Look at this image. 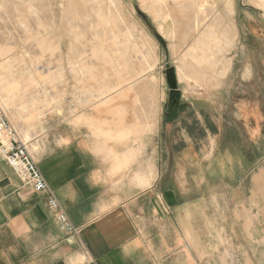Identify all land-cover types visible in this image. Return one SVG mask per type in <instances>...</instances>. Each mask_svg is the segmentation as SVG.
<instances>
[{"label": "rangeland", "instance_id": "rangeland-1", "mask_svg": "<svg viewBox=\"0 0 264 264\" xmlns=\"http://www.w3.org/2000/svg\"><path fill=\"white\" fill-rule=\"evenodd\" d=\"M102 1L0 0V101L5 107L0 116L5 118L17 137L22 131L31 133V138L39 145L59 136L70 137L75 142L90 139L84 126L72 123L73 117L77 114L95 115L107 121L114 117L109 111L116 107L129 112L128 122L178 114L184 118L180 127H190L193 139L189 141L186 134L181 135L178 131L170 133V141L167 139L165 143L175 142L176 152L170 151L168 156L166 151L164 159L169 157L177 169L180 165L188 168L184 154L188 156L191 149L189 155L198 160L199 150L204 149L203 144L207 148L210 142L204 137L203 127L208 126L205 114L212 117V138L218 149L237 145L236 136L226 135L221 125L223 119L226 120V111H211L203 101L217 96L220 103L225 102L219 89L233 69L238 72L234 83L240 79V74L244 82L239 90L231 91L233 103L227 113L235 114L236 107H244L245 132L250 133H243L245 148L250 150L249 143L253 142L257 151L260 149L254 158L257 156L263 165L264 11L257 6L256 0H232V14L223 8V0H207L204 13L199 15L197 31L191 24L194 11L188 2L178 5L166 0L158 13L159 18L155 19L153 12L144 8L140 0ZM218 15L223 19L217 23ZM209 26H213L212 41L220 39V42L219 47L213 49L214 64L201 67L185 54L189 47L202 41L200 33ZM171 30L172 36H164ZM124 51L125 60H122L118 53ZM109 58L114 62H108ZM114 66L118 73L130 79L126 84L131 91L127 97L114 100L96 111L91 96L118 84ZM169 69H173L174 82L168 78ZM10 85L18 86L13 98L5 97L2 90ZM171 91H179L180 98L177 100L174 93L169 104ZM198 115L202 127L198 122L196 126H190L189 123H193L191 118ZM255 115L260 118L257 136H253L249 129L253 127L250 119ZM175 122L178 120L169 121ZM142 139L151 145L150 149H155L156 135L142 136ZM179 148L182 151L179 152ZM146 154L148 160H156L158 154L161 155L156 150ZM235 163L234 159L230 160L233 166ZM201 164L197 174H193L195 177L192 176L197 195L210 197L212 193L224 191L222 185L213 182L216 171L209 169L210 173L205 177L204 163ZM252 173L253 169L246 170L244 189L247 200L241 205L254 210L260 208L264 213V173H260L261 182L255 190L261 198L251 200ZM218 202L220 205V200ZM234 202L229 201V205L235 206ZM263 219L261 217L262 228Z\"/></svg>", "mask_w": 264, "mask_h": 264}, {"label": "crops", "instance_id": "crops-1", "mask_svg": "<svg viewBox=\"0 0 264 264\" xmlns=\"http://www.w3.org/2000/svg\"><path fill=\"white\" fill-rule=\"evenodd\" d=\"M237 75L232 69L220 86L225 102L220 103L217 96L203 99L211 111H226L221 125L226 135L236 136V147L217 148L212 117L205 114L204 137L210 142L207 148L203 144L198 160L189 155L191 149L188 156L184 154L189 169L172 165L168 156L170 151L176 152V143H165L173 131L193 139L190 127H180L184 118L178 114L128 122L126 112L121 117L125 127L119 139L112 133L117 117L106 121L87 115L93 120L91 125L84 118L72 123L84 126L90 139L75 142L59 136L37 143L35 160L49 193H35L7 165L1 152L0 264H264V213L241 205L247 200L246 170L253 169L251 200L261 198L255 190L264 164L254 158L260 149L253 142L250 150L245 148L244 107H236L235 114L227 113L233 103L231 91L239 90L244 82L240 74L235 84ZM4 111L0 101V112ZM175 119L178 122L169 123ZM191 120L190 126L198 122L202 127L199 115ZM250 123L252 135H259L260 118L256 116ZM132 126L137 131L129 133ZM153 134L157 144L150 149L142 136ZM154 150L161 155L148 160L146 153ZM231 159L236 166L230 164ZM201 163L205 177L209 169L216 171L213 182L224 191L210 197L197 195L192 176ZM51 196L78 230L77 236L61 230L55 211L48 207ZM234 200L235 206H230L229 201Z\"/></svg>", "mask_w": 264, "mask_h": 264}, {"label": "bare ground", "instance_id": "bare-ground-1", "mask_svg": "<svg viewBox=\"0 0 264 264\" xmlns=\"http://www.w3.org/2000/svg\"><path fill=\"white\" fill-rule=\"evenodd\" d=\"M96 1L97 2H101L102 0H96ZM107 1L113 2L115 0H107ZM140 1L143 3L144 8H146L148 11L153 12L152 14H154L155 19L159 18L160 15L158 13L160 12L161 7H163L165 5V3H166V0H140ZM172 1L174 3H177L178 5H180L182 3H185V2L191 3V7H192V9L194 11V19H193V23H191V24H192V27L194 28V30L197 31L199 26H200L199 15H202L204 13V9H205L204 7L207 5L208 1L207 0H172ZM256 2H257V6L264 11V0H256ZM223 6H224L223 8L226 11H228L231 14L233 13L232 0H223ZM221 18H222V16L218 15V20L216 22L218 23ZM162 29H163V27H162V25H160V30H162ZM212 30H213V26H209L208 29H206L205 31L201 32L200 35H201V37H203L202 41L199 40V41L196 42L195 46L189 47L187 52H186V54H185L186 57H188L195 65H198V66H201V67H202V65H211L212 66L214 64V62H215L214 61V57H213V51H214L213 49H216V48L219 47L220 39H218L215 42L212 41V38H213V31ZM172 32H173V30H171V33L169 35H165L164 34V36H169L170 37V36H172ZM112 44H113V42H112ZM113 47H116V46H113ZM118 55H120L122 60H125L123 58V57H125V51L123 53L119 52ZM107 60H108V62L111 63V61H113L114 59L112 60V59L109 58ZM72 67H73V65H72ZM113 70L116 71V74H117V77H118V84L116 86L112 87V88L101 90V91H99L96 94L91 96L95 100L94 109L96 111H99L102 108L107 107L114 100L121 99L123 97L124 98L127 97V94L131 91V88L129 87V84H126V83H128V81H130V79H126L122 74L118 73L117 68H115V66H114ZM184 77L187 78V76H185V75H184ZM179 78L181 79V76ZM125 85H127L128 87L125 86ZM2 90L5 93V97H11V96L14 97L16 92H18V86L17 85H10V86H7V88H4ZM109 112H110L111 115H113L114 117L118 118L114 122L116 130L114 132H112V133H113L114 137L119 139V138L122 137V135H123L122 129L125 127L124 126L125 125L124 124V120L121 119V117L124 115L125 111H124L123 108L116 107V108H111V110ZM29 117H32V116L30 115ZM82 118H84L85 122L90 124V125L93 123L92 118L90 116H87V115H84V114L75 115L73 117V119H72V122L73 123H77V121L82 119ZM128 129H129L128 130L129 133H131V131L132 132H136L137 131L136 126H132V127L128 128ZM18 137H19V139L21 140L22 143H24L26 146L28 145L27 147H29L28 148V149H30L29 151L35 157V155L37 153V150H38L37 142L34 141L30 137L28 132H23L22 131V132L18 133ZM7 141H8V139H6V137L4 135L0 134V152H2V148L9 146V143L6 146Z\"/></svg>", "mask_w": 264, "mask_h": 264}, {"label": "built area", "instance_id": "built-area-1", "mask_svg": "<svg viewBox=\"0 0 264 264\" xmlns=\"http://www.w3.org/2000/svg\"><path fill=\"white\" fill-rule=\"evenodd\" d=\"M0 134L4 135L9 142L8 147L2 148V154L7 165L19 178L29 184L35 193H49L47 182L28 147L20 141L12 127L1 116ZM48 207L55 211L63 232L69 235H78V230L70 224L67 216L59 209L57 202L52 196L48 199Z\"/></svg>", "mask_w": 264, "mask_h": 264}, {"label": "water", "instance_id": "water-1", "mask_svg": "<svg viewBox=\"0 0 264 264\" xmlns=\"http://www.w3.org/2000/svg\"><path fill=\"white\" fill-rule=\"evenodd\" d=\"M168 78L171 82H174V72L173 69H169L167 72ZM174 93L176 95V99L178 100L180 98V92L179 91H171L169 98H168V103L170 104L172 100L174 99Z\"/></svg>", "mask_w": 264, "mask_h": 264}]
</instances>
